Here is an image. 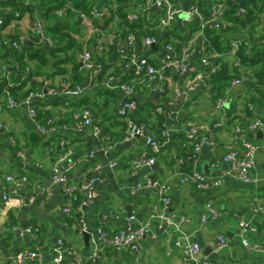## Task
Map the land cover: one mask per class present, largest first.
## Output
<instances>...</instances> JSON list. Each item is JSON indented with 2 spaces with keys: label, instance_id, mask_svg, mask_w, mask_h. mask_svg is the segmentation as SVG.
Returning <instances> with one entry per match:
<instances>
[{
  "label": "crops",
  "instance_id": "crops-1",
  "mask_svg": "<svg viewBox=\"0 0 264 264\" xmlns=\"http://www.w3.org/2000/svg\"><path fill=\"white\" fill-rule=\"evenodd\" d=\"M10 1L22 8L25 0ZM91 1L93 5L108 6L109 11L117 5V0ZM6 2L7 0H0L2 19L7 14ZM30 2L36 4L33 11L26 9L20 11V15L10 16L11 20L9 19L4 26H0V34L24 35L29 39L27 44L34 42L49 51L56 46L55 41L52 39L53 46L37 43L33 35L35 33L31 24L32 18L39 22L43 32L49 35L51 34L49 31L45 32L49 26L65 22L68 17L65 15L58 17L54 14V10L48 13L47 6H38L39 0H29ZM175 2L179 4L181 12L170 26L163 29L156 28L155 17L150 23L142 21L143 25L135 29L136 34H146L147 31L154 29L153 34L159 35L160 42L149 49L143 48L140 43L136 44L142 56L155 65L164 54L165 43H170L176 54L193 51L184 73L168 71L164 74L168 92L161 101H158L165 112L155 111L157 101L147 93L144 87L141 86L139 94L136 95L137 107L133 111V118L144 123L154 135H159L163 129L168 130V136L162 142L161 150L155 156V163L151 167L136 165L137 158L143 152L148 156L151 155L145 143L141 139L125 141L122 138L125 123L115 114L120 100L119 90L99 85L96 80H91L82 68L83 80L81 83H76L83 87L81 93L47 95L45 98L35 100L36 121L44 122L49 117L54 120L55 130L49 136H43L36 131V124L28 116L24 105L9 107L6 104L7 95L5 93L0 95V175L25 174L31 180L29 184L20 188L9 189L10 204L2 198L3 190L0 186V264H7L17 251L37 245V241L28 236L17 235L14 230L16 225L33 224L40 227L38 244L42 254L38 259L13 264H54V249L61 242L65 244L64 248L73 247L83 258L90 253V242L87 246L85 245L82 233L62 209L67 200L61 186H52L47 196L40 192V186L47 184L51 179L54 162L60 158L66 147L71 150L68 160L73 163L68 172L71 183L76 184L95 174L96 166H99L98 171L103 178V183L91 204L82 205L79 193H75L70 199L72 209L80 210L85 214L91 232L95 230L101 214L109 216L108 229L116 231L127 225L130 215H134V222L140 224L148 219L150 213L159 209V197L154 190L135 189V185L148 172L153 177L170 183L169 212L185 218L181 225L182 233L187 234L192 241L199 244L201 254L207 256L211 264L238 262L264 264V126L256 131L250 129L246 131L247 140L258 147L250 181L243 182L228 177L227 164L222 161V155L229 146L233 145L234 125L247 128L248 122L253 119H259L264 124V102L253 103L250 99L252 91L243 88V85L228 88L229 80L226 76L232 78L235 73L232 65L233 55L226 53L227 49L219 50L228 44L229 47L235 46L238 50L241 45L240 33L250 34L253 29L243 27L244 31L228 29L230 32H227L225 27L229 23L225 24V17L221 20L220 29L210 27L202 29L197 20L185 21L184 19L188 16L189 7L193 3L206 17L212 0H175ZM143 3L144 0H127L122 5L125 13L126 11L128 13L136 5ZM259 4L262 7L261 16L264 12V1H260ZM262 18L264 19V13ZM126 22L129 21L124 20L123 16L121 21L115 16L109 23L111 30L109 29L107 34H121L122 37L128 31ZM85 27L86 30L83 31ZM254 28L253 34H258L257 26L255 25ZM207 29L217 32V37L207 34ZM102 32L106 34L105 31L102 30ZM87 34L95 33L86 23H79L78 31L73 34L79 50ZM261 34H264V31ZM87 47L92 49L91 44ZM248 52L249 50L246 51ZM93 53L99 60L97 53ZM113 55L114 52L111 56ZM202 57L207 58L209 64H203ZM214 62L220 64L216 73H212L209 67ZM65 66L69 70L72 68L71 65ZM79 66L81 67L80 62ZM242 66L248 73L256 70L254 66L249 67L245 64ZM28 70L31 76L27 79ZM52 71L49 65L40 67L35 61H30L22 76L15 82L17 86L22 85V87L9 94L20 99L28 91L39 88L44 79H49L57 87L66 83L74 86L71 84L70 74L51 75ZM6 77L10 81L9 74ZM250 80H253V75ZM260 86L264 88V85L260 84ZM221 96L226 100L220 108H216L214 101ZM81 107L92 109L94 121L104 132L101 131L96 136L92 134V128L89 125L79 126V122L72 113L73 110ZM191 125L199 126L200 131L208 133L207 135L215 140L213 150L204 145L196 156L192 155L188 140L180 132V128ZM62 141L65 143L61 144ZM21 151L26 152L25 157L19 155ZM91 151L93 156L89 155ZM193 171L220 177L222 183L217 187L200 190L188 182H179L178 174ZM30 195L35 196L32 203L19 204V199H26ZM207 203L222 214L216 221L201 223L200 215ZM257 207H260V210H256ZM241 219L248 220L255 227L247 239L250 246L258 245L259 250L242 245L237 233L238 222ZM156 222L157 220L153 218L151 225L154 230H156ZM218 234H224L229 240V245L220 252H215L214 246ZM180 238L181 233L172 231L169 234H158L155 242H160L168 250L170 245H174V240ZM153 250V243L143 239L138 257L142 255L147 260L153 255ZM130 255L129 252H123L122 263H126V257ZM70 260V255L65 252L61 264H69ZM113 260H116L114 254L110 249H105L97 264H113ZM81 264H87V261L83 260ZM173 264L189 263L183 260L178 250L176 257L173 258Z\"/></svg>",
  "mask_w": 264,
  "mask_h": 264
},
{
  "label": "built area",
  "instance_id": "built-area-1",
  "mask_svg": "<svg viewBox=\"0 0 264 264\" xmlns=\"http://www.w3.org/2000/svg\"><path fill=\"white\" fill-rule=\"evenodd\" d=\"M29 0H25L24 4H28ZM228 0H212L208 15L205 17L201 14L198 6L193 3L189 7L188 16L184 19L197 20L200 27H210L214 29L221 28V20L227 9ZM180 6L175 0H144L143 4L136 5L134 9L126 14V20L129 22H136L142 20L146 23L152 22L156 17L157 23L155 25L158 29H163L170 26L181 12ZM68 10H73L71 1H66L63 5L54 10V14L58 17H64ZM5 12L15 13L13 8L9 5L5 6ZM109 13L108 6L105 5H92L88 13L80 10L75 11V18L80 19V23H86L92 32L95 34H87L82 48L77 52V59L81 64V68L88 73V77L97 81L99 85L104 87H111L112 89L119 90L120 100L116 108V116L122 119L125 123L123 140L133 141L141 139L145 146L149 149L151 155L143 152L136 160L137 166L151 167L155 163V156L160 152L162 142L168 136V130L163 129L159 135H154L149 131L147 126L133 118V111L137 107L136 95L139 94V88L142 86L147 89V93L157 101L155 111L157 113L165 112L162 105L159 103L163 96L168 92L167 85L164 82V74L166 72L184 73L187 70L189 59L193 51H185L182 54H176L173 46L170 43L164 44V54L158 64L151 63L142 53L136 48V44L140 43L143 48L149 49L153 45L160 42L158 34H136L135 31H128L126 34H103L102 29L93 27L91 20L98 19L106 16ZM244 8L241 7L238 14H243ZM258 23L257 16L254 20ZM3 19L0 16V26ZM34 30L33 34L37 39V43H47L53 46L52 38L45 34L39 22L32 23ZM110 28H108L109 30ZM111 30V29H110ZM104 31V30H103ZM29 39L19 34L15 40L11 42L12 47L20 48ZM244 40V41H243ZM249 47L246 38H240V43ZM2 38L0 36V44ZM91 44L90 50L87 46ZM235 44V43H234ZM248 51V48L246 49ZM93 52H96L98 59H96ZM114 52V55L112 53ZM237 49L232 46L226 53L233 55L232 65L235 70L232 78L228 81V88L236 85H241L244 80L248 79V72L243 68L242 62L236 56ZM201 62L205 65L209 64L208 59L201 58ZM109 68H108V67ZM9 66L4 62L0 63V77L6 78V70ZM210 71L216 73L220 64L217 62L209 65ZM250 73V72H249ZM83 87L81 85L70 86L64 84L62 86H55L49 79H44L42 85L35 90H30L24 94L20 99L9 94L8 90H3L6 96V104L9 107L24 105L27 108L28 116L34 120L35 129L43 136H49L55 130L53 118H47L44 122L36 121L37 108L35 100L45 98L47 95H76L81 93ZM160 100V101H158ZM226 98L218 97L214 101V106L220 108ZM74 118L79 122V126L89 125L92 128V134L98 136L101 132L100 125L93 119V111L90 107H81L80 109L73 110ZM263 122L259 119H253L248 122L247 128L240 125H234L232 131L233 145L229 146L228 150L222 155V161L227 164L226 175L230 178L237 179L243 182H248L252 179L251 170L255 166V154L257 146L246 138L247 129L256 131L262 129ZM1 127V124H0ZM197 125L184 126L180 128V132L188 140L191 147L192 155L201 150L204 145L209 146L210 150L215 147V140L207 135L205 132L200 131ZM65 142L62 141L61 144ZM71 150L66 147L64 153L60 158L54 162L52 168V176L47 184L40 186V192L47 195L50 194V188L55 185H60L63 193L65 194L67 202L63 206V211L69 215L79 232H89V242L91 245L90 253L86 258L81 257L73 247L64 248V243H59L54 249V264H61L64 253L70 255L71 260L69 264H81L83 260L87 264H97L101 253L105 249H110L114 254L116 261L122 263L121 257L123 252H129L135 256V262L138 261V253L141 249V240L148 239L154 243L158 234H169L172 231L181 233V238L174 240V245L180 250L182 258L189 264H211L210 259L201 254L199 244L192 241L189 236L182 233L181 225L184 222V217H178L174 213L169 212L171 203L170 190L171 185L167 180H161L153 177L148 172L145 173L142 179L135 185V189H150L154 190L159 197L160 207L157 211L150 213V216L144 223H135L134 215H130L127 220V225L116 231H110L108 224L110 218L107 214H101L98 217L95 230L91 232L88 228V223L85 214L80 210H73L70 204L75 193L81 196V204L86 206L93 202L95 199L103 178L99 173V166L95 167L96 173L91 175L85 180L78 183H71L68 178V172L72 168L73 163L68 160ZM20 156L25 157L26 152L21 151ZM93 156V151L90 152ZM69 161V162H66ZM66 164L64 165V163ZM113 164V163H112ZM179 182H188L195 188L205 190L217 187L222 183L220 177H214L204 174L200 171H193L191 173L178 174ZM31 182L30 178L25 174H3L0 175V186L2 188V198L7 204L11 203L9 189H17L25 184ZM34 195L28 198L19 199L20 205L32 203ZM256 210H260L257 207ZM221 211L214 208L210 203L205 204L203 211L200 215L201 223L208 221H216L221 216ZM156 219V230L152 228V219ZM14 230L19 236H28L29 238L37 241V245L33 248H25L17 251L8 261L7 264L14 262H25L27 260L38 259L42 252L38 244V235L40 227L33 224L16 225ZM255 230V227L248 221L241 219L238 222L237 233L241 239L243 246L259 250L258 245H249L247 236ZM229 245V240L224 234L216 236L214 251L220 252L222 249ZM68 250V251H67ZM114 261V260H113ZM235 264H251V263H235Z\"/></svg>",
  "mask_w": 264,
  "mask_h": 264
},
{
  "label": "trees",
  "instance_id": "trees-1",
  "mask_svg": "<svg viewBox=\"0 0 264 264\" xmlns=\"http://www.w3.org/2000/svg\"><path fill=\"white\" fill-rule=\"evenodd\" d=\"M40 5L38 6H47V12L51 13L56 8L63 5L68 0H39ZM73 4V10H68L65 14L68 17V20L62 23H55L52 26L48 27V30L45 32H50L49 36L55 41L56 46L49 51L44 49L43 46L36 44L34 42L30 44H22L20 48H14L11 45V42L16 39L18 34H0L2 38V43L0 44V60L7 64L9 67L6 70V74H9L10 81L6 78L0 77V95L3 94V90H8L10 93H14L17 88H21L22 85L17 86L15 84L17 79L22 76L23 71L28 66L30 61H35L38 66H50L53 71L51 75L57 74H70L71 84L75 85L76 83H81L83 80V74L81 72V67L79 66V62L76 58V52L79 50V45L76 39L72 34L78 31V25L80 23V19L75 18V11L80 10L82 12L88 13L90 8L93 5L91 0H69ZM108 1V0H103ZM127 0H117V5L113 8H110L109 13L101 18L92 19L91 23L93 27L100 28L104 30L106 33L109 28V23L117 16L121 21V16L126 20V14L124 10L123 2ZM260 1L264 0H229L227 4V9L224 13V17L226 23H229L225 29L228 32L229 30L238 31L243 30V27L254 28L256 24L255 17H259L258 14L261 13L262 7H260ZM7 5L11 6L15 12L20 15V11H24L26 9L33 11L34 6L36 4H24L22 8H20L12 1L7 0ZM243 7L244 13L238 14V10ZM7 14L3 17L4 22L2 25L4 26L6 22L9 21L10 16H15V13L6 12ZM17 16V15H16ZM11 17V18H12ZM49 17V16H48ZM259 19V18H258ZM11 20V19H10ZM32 23L34 22L32 18ZM127 21V20H126ZM248 21V23H245ZM31 23V24H32ZM128 26V31L134 30L141 27L143 25L142 20L136 21L134 24L126 22ZM120 26V24H118ZM229 29V30H228ZM239 29V30H237ZM127 31V32H128ZM224 31V29H223ZM148 34H153L154 29L147 31ZM230 32V31H229ZM254 29L250 34L240 33L242 37L246 38L248 41L249 36V47L241 43L239 49L236 52V56L240 58L242 64L250 66H258V70L256 69L253 73H248V79L244 80L241 85L242 87L247 89L248 91H252L250 99L253 103L256 102H264V88L259 84L264 85V34L254 35ZM206 33L217 37V32L206 30ZM145 34V33H143ZM259 34V33H258ZM244 41V40H243ZM230 45H226L221 47L219 50L227 49L229 50ZM248 48L249 52L246 53V49ZM65 65H71L72 68L69 70ZM11 68V71H9ZM251 75H253L254 81L250 80ZM31 72H27V79L30 78ZM228 80L231 76H226ZM83 101V99H81Z\"/></svg>",
  "mask_w": 264,
  "mask_h": 264
},
{
  "label": "water",
  "instance_id": "water-1",
  "mask_svg": "<svg viewBox=\"0 0 264 264\" xmlns=\"http://www.w3.org/2000/svg\"><path fill=\"white\" fill-rule=\"evenodd\" d=\"M101 131L104 132V130ZM82 236L83 241L87 246L89 242V232H82ZM153 247V255L147 260L144 258V256L141 255L138 257V261L135 262V256L131 254L130 256L126 257V263H120L114 260L113 264H173V258L176 257L178 252V248L176 246L170 245L168 250H166L160 242H154ZM152 257L155 258V260H152Z\"/></svg>",
  "mask_w": 264,
  "mask_h": 264
},
{
  "label": "rangeland",
  "instance_id": "rangeland-1",
  "mask_svg": "<svg viewBox=\"0 0 264 264\" xmlns=\"http://www.w3.org/2000/svg\"><path fill=\"white\" fill-rule=\"evenodd\" d=\"M264 13V12H263ZM263 13L261 14V16H260V14H258L259 15V19H258V23H256V24H258V25H256L257 26V28H256V32H258L259 34H254V35H260L261 34V32L262 31H264V19L262 18L263 17ZM225 24H226V22H225ZM254 29V31H255V28H253ZM86 30V27L83 29V31H85ZM73 35V34H72ZM231 57H230V62H231ZM254 68L255 69H257L258 70V66L256 67V66H254ZM252 81H254V78H253V80ZM260 85V84H259ZM151 256H149V258H150ZM152 260H155V258H151Z\"/></svg>",
  "mask_w": 264,
  "mask_h": 264
}]
</instances>
